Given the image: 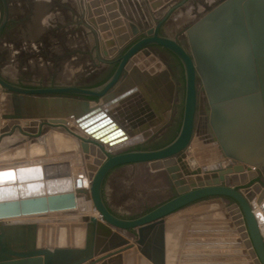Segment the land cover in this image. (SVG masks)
<instances>
[{
    "label": "water",
    "instance_id": "water-1",
    "mask_svg": "<svg viewBox=\"0 0 264 264\" xmlns=\"http://www.w3.org/2000/svg\"><path fill=\"white\" fill-rule=\"evenodd\" d=\"M2 1L0 37L9 7ZM184 3L169 9L149 32L153 36L132 45L101 86L32 88L0 75L5 119H43L42 125L58 127L71 118L90 137L41 129L25 132L28 139L0 151V170L39 171L37 177L17 176L0 186V192L15 190L0 197V264H264L261 222L239 187L249 178L236 176L250 171L252 178L258 170L264 175V0L216 4L187 28L189 51L160 34L162 23ZM151 44L166 47L183 63L182 124L176 138L161 148L129 150L153 137L175 98L168 69L151 74L134 66L121 79L129 61ZM95 98L102 102L93 105ZM194 139L206 145L195 153L200 166L191 168L186 151ZM89 143L110 152L90 187L75 188L71 168L85 165ZM159 162L177 194L136 218L114 214L103 196L109 172L120 165ZM63 183L65 188L51 189ZM33 186L37 192L23 191ZM225 197L235 201L244 224L234 221ZM85 203L97 213H81ZM257 204L264 209V190ZM211 205L223 215L216 220L198 216ZM50 213L56 215L45 216ZM48 223H84L73 230L84 244L43 245L40 225Z\"/></svg>",
    "mask_w": 264,
    "mask_h": 264
},
{
    "label": "rangeland",
    "instance_id": "rangeland-1",
    "mask_svg": "<svg viewBox=\"0 0 264 264\" xmlns=\"http://www.w3.org/2000/svg\"><path fill=\"white\" fill-rule=\"evenodd\" d=\"M154 1L10 0V22L0 37V74L9 82L23 87L96 85L110 75L111 70L106 63L107 60L116 58L130 38L149 27H154L171 7L182 0H173L168 6L160 9L151 5ZM221 1L189 0L184 6L175 9L165 31L169 35L180 36L186 42L187 28ZM2 13L3 6L0 0V19ZM161 55L163 57L155 53L152 48H145L131 59V65H136L141 70L155 73L169 69L179 89L174 119L169 120L170 125L169 122L158 125L157 133L140 144L142 147L168 142L178 135L182 124L185 71L182 63L174 55L166 51L161 52ZM4 92L5 89L0 85V151L28 139L25 132L36 134L41 129L47 132L54 128L82 139L90 138L75 127H67L65 123L69 118H64L65 121L63 120L62 125L58 127L42 125L43 119H5ZM101 102V98H95L92 104ZM170 116L169 111L167 120ZM21 125L24 130L21 129ZM205 145L204 141L198 142L194 139L186 151L187 159L195 167L200 166L195 153ZM88 146L89 151L84 153L85 165L74 167V175L77 179L81 170L87 172L86 187H90L94 175L110 152L98 144L89 143ZM155 164L161 163L125 164L109 172L104 182L103 196L114 214L127 219L136 218L174 196L176 191L173 181L170 179L169 187L167 179L162 175L158 176L160 174L158 169L163 165L154 167ZM145 166L158 168L156 170L158 173L148 171ZM247 172L249 180L247 179V183L239 187H243V192L255 210L263 209L257 204V199L264 190V175L258 170L257 175L251 178L250 171ZM83 196L86 198V195ZM232 206L229 211L232 218L240 223L239 225L244 224L240 211L236 205ZM86 213L97 212L91 206ZM81 226H84V223L42 224L39 241L45 246L83 245L84 237L80 240L73 237V230ZM261 230L264 234L262 223Z\"/></svg>",
    "mask_w": 264,
    "mask_h": 264
},
{
    "label": "flooded vegetation",
    "instance_id": "flooded-vegetation-1",
    "mask_svg": "<svg viewBox=\"0 0 264 264\" xmlns=\"http://www.w3.org/2000/svg\"><path fill=\"white\" fill-rule=\"evenodd\" d=\"M2 1V0H1ZM8 1V14H7V17H8V22H7V24H6V26H5V29H6V27L8 26V24H9V22H10V18H11V2H10V0H7ZM183 1V0H182ZM181 1V2H182ZM189 0H185V3L184 4H182V5H180V6H178L179 8L180 7H182V6H184L187 2H188ZM181 2H179V3H181ZM2 6H3V13H2V16H1V19H3L4 18V15H5V12H4V3H3V1H2ZM177 7V8H178ZM176 8V9H177ZM169 11V10H168ZM167 11V12H168ZM175 10H173L172 12H171V14L168 16V18L162 23V25H161V28H160V34L161 35H165V36H169V37H172L173 39H175L181 46H183L187 51H189V43H188V40L185 42V41H183L182 39H181V37L180 36H177V35H174V36H172V35H169V34H167V32L165 31V29H166V27H167V23H168V20H169V18H170V16L172 15V13L174 12ZM167 12L164 14V16L167 14ZM164 16L161 18V19H163L164 18ZM160 19V20H161ZM160 20H158V22L160 21ZM158 22H157V24H158ZM156 24V25H157ZM142 24L140 23V26H141ZM156 25L154 26V27H149V28H147V29H145V30H143L141 33H139V35H137V36H135V37H133V38H130V40L127 42V45L125 46V48L124 49H122L119 53H118V55H117V57L116 58H114V59H112V60H107L106 61V63L108 64V67H109V69L111 70V72L114 70V72L116 71V69H117V67L119 66V64H120V61H121V59H122V56H123V54L124 53H126L127 52V50L134 44V43H136V42H138L139 40H141V39H143V38H145V37H149V36H153V33H150L149 34V32H151V30L153 29V28H155L156 27ZM145 48H152L153 50H155V53H157L159 56H161V57H163L162 55H161V52H164V51H166V52H169V53H171L172 55H174L180 62H181V60L172 52V51H170L169 49H167L166 47H163V46H161V45H157V44H151V45H148V46H146ZM144 48V49H145ZM143 50V49H142ZM158 50H160V51H158ZM182 63V62H181ZM182 66H183V63H182ZM133 65H131V61H129V65H128V67L124 70V72H123V75H122V77H121V79H123L124 77H125V75L127 74V73H129L130 71H132L133 70ZM183 68H184V66H183ZM169 70V69H168ZM170 71V70H169ZM184 71H185V69H184ZM114 72H113V74H114ZM171 72V71H170ZM112 74V75H113ZM2 77H4L2 74H0ZM112 75L110 76V78L112 77ZM171 75H172V79H173V81L175 82V98H174V101H173V107H172V110H171V116L168 118V120L166 121V123L167 122H169V120L170 121H172L173 119H174V116H175V111H176V99H177V94H178V92H179V89H178V84H177V81H176V79L174 78V76H173V74H172V72H171ZM5 78V77H4ZM109 78V79H110ZM6 79V78H5ZM108 79V80H109ZM107 80V81H108ZM107 81H105L104 83H106ZM104 83H102V84H104ZM102 84H99V85H91L90 87H98V86H101ZM82 87V86H81ZM32 88H36V87H32ZM170 123L171 122H169L168 124L170 125ZM168 128V127H167ZM166 128V129H167ZM165 129V128H164ZM165 131V130H164ZM157 133V132H156ZM155 133V134H156ZM154 134V135H155ZM153 135V136H154ZM159 145H161V144H156V145H152V146H146V147H142V146H140V145H135V146H133V147H131L129 150H153V149H157L158 147L157 146H159ZM176 191V190H175ZM177 194V192H175V194H174V196ZM173 196V197H174Z\"/></svg>",
    "mask_w": 264,
    "mask_h": 264
},
{
    "label": "bare ground",
    "instance_id": "bare-ground-1",
    "mask_svg": "<svg viewBox=\"0 0 264 264\" xmlns=\"http://www.w3.org/2000/svg\"><path fill=\"white\" fill-rule=\"evenodd\" d=\"M134 66H136V65H134ZM138 68H140V67H138ZM149 72L151 74H156L157 73V72L153 73L151 71H149ZM169 111H167L165 113L166 118H167V113H169ZM170 113H171V111H170ZM68 120L69 121H67L65 123L66 125H68L67 127H71V128L75 127L78 131H80L83 134H85L86 136H88V134L85 132V130L82 129V127L79 126V124L74 119H70L69 118ZM154 129L156 130L157 127H155ZM191 164H192V162H191ZM74 170H75L74 167H72L71 171H72V177H73V179H75L74 180L75 188H77L79 185H82L83 188L86 187V183L88 181L87 180V172L85 170H81L79 172L80 177H78V179H77V178H75ZM38 175H39V171L36 170V169H31V170L23 169V170H20L18 173L15 172V170H13V169L0 170V186L12 184V182L14 180H16L17 176H20L21 179H27L29 177H37ZM246 175H248V174H246ZM243 178H245V177H243ZM65 187H66V184H64V183L63 184H58V185H56V184L51 185V189H62V188H65ZM23 191L24 192H29V193L37 192L38 191V187L33 186V187L27 188L26 190H23ZM13 194H15V190H14V188L10 187V188H7L4 191H1L0 192V197L1 198H5V197L12 196ZM88 209H89V204L85 203V204H82V206L80 207L79 211L81 213H86L88 211ZM256 209H257V210H255L256 214H257V216H259V220L262 223L263 228H264V210L262 208L261 209L260 208H256ZM54 214L56 215V213H50V214H47L45 216L54 215ZM61 242H63L62 239H61Z\"/></svg>",
    "mask_w": 264,
    "mask_h": 264
},
{
    "label": "crops",
    "instance_id": "crops-1",
    "mask_svg": "<svg viewBox=\"0 0 264 264\" xmlns=\"http://www.w3.org/2000/svg\"><path fill=\"white\" fill-rule=\"evenodd\" d=\"M173 0H155L154 2H152L151 3V5L154 7V8H164L165 6H168V4L169 3H171ZM181 2V1H180ZM20 127H22L21 129H25V128H23V126L21 125ZM1 143V142H0ZM187 162H189V159H187ZM189 165L191 166V168H194L195 166L193 165V164H191L190 162H189ZM146 167V166H145ZM146 169L149 171H151L152 173H158V172H156V170L158 169V168H154V167H150V168H148V167H146ZM160 172V174H158V176H160V175H162V177H165V178H169V174L168 173H165L164 172V168L162 167V168H160V169H158ZM151 173V174H152ZM246 174H248V173H243V174H236V176H237V178H239V179H243V176L242 175H244V176H246V177H248L249 176V174L248 175H246ZM201 176H203V174L201 175ZM168 186H166V188H167ZM241 188V190L243 191V187H240ZM223 202H224V204H225V207H226V209L227 210H229L230 211V209L233 207L232 205H234L235 206V201L233 200V199H231V198H229V197H225L224 199H223ZM108 206V205H107ZM109 207V206H108ZM110 208V207H109ZM110 210L113 212V210L110 208ZM233 212H235L234 210H233ZM231 213V212H230ZM223 215V210L221 209V208H219V206H217V205H211V206H206V207H204L202 210H200L199 212H198V216H206V218L208 219V220H216L217 218H219L220 216H222ZM212 222H215V221H212ZM116 250H119V249H116ZM115 250V251H116Z\"/></svg>",
    "mask_w": 264,
    "mask_h": 264
},
{
    "label": "trees",
    "instance_id": "trees-1",
    "mask_svg": "<svg viewBox=\"0 0 264 264\" xmlns=\"http://www.w3.org/2000/svg\"><path fill=\"white\" fill-rule=\"evenodd\" d=\"M113 72H114V70H113L112 72H110V75H109L105 80H103V81L97 83L96 85L102 84V83H104L105 81H107V80L110 78V76L113 74ZM175 138H176V136H175L174 138L170 139L168 142L163 143V144H161V145H159V146H157V147H158V148H161V147H163V146L169 144L170 142H172Z\"/></svg>",
    "mask_w": 264,
    "mask_h": 264
}]
</instances>
